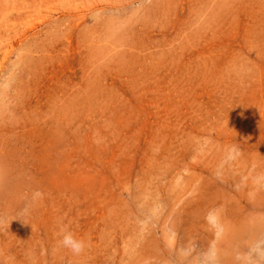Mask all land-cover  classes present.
Segmentation results:
<instances>
[{
    "label": "rangeland",
    "instance_id": "1",
    "mask_svg": "<svg viewBox=\"0 0 264 264\" xmlns=\"http://www.w3.org/2000/svg\"><path fill=\"white\" fill-rule=\"evenodd\" d=\"M258 243L264 0H0V264H264Z\"/></svg>",
    "mask_w": 264,
    "mask_h": 264
},
{
    "label": "clouds",
    "instance_id": "2",
    "mask_svg": "<svg viewBox=\"0 0 264 264\" xmlns=\"http://www.w3.org/2000/svg\"><path fill=\"white\" fill-rule=\"evenodd\" d=\"M40 195H41L40 193L35 194V196H40ZM212 215L213 213L209 214L210 224H212V221H211ZM212 227H216V225L212 224ZM60 233H61V239L58 242L60 246L70 250L74 254H79L84 250V247H85L84 240L77 238L76 235L72 231L66 230L65 228L62 227L60 229ZM254 252L257 257L264 256V247H261V244L258 243Z\"/></svg>",
    "mask_w": 264,
    "mask_h": 264
},
{
    "label": "bare ground",
    "instance_id": "3",
    "mask_svg": "<svg viewBox=\"0 0 264 264\" xmlns=\"http://www.w3.org/2000/svg\"><path fill=\"white\" fill-rule=\"evenodd\" d=\"M64 3V2H63ZM52 5V4H51ZM54 6V5H53ZM40 12V11H39ZM19 28V27H18ZM16 30V29H15ZM30 31V30H29ZM14 32V31H13ZM7 34V33H6ZM24 36H26V35H24ZM5 44H6V42H5ZM18 44V43H17ZM26 45V44H25ZM23 49V48H22ZM6 99V98H5Z\"/></svg>",
    "mask_w": 264,
    "mask_h": 264
}]
</instances>
